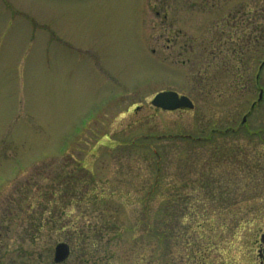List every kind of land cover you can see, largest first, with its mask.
<instances>
[{
	"label": "rangeland",
	"instance_id": "374dc122",
	"mask_svg": "<svg viewBox=\"0 0 264 264\" xmlns=\"http://www.w3.org/2000/svg\"><path fill=\"white\" fill-rule=\"evenodd\" d=\"M263 229L264 0H0V264H260Z\"/></svg>",
	"mask_w": 264,
	"mask_h": 264
},
{
	"label": "water",
	"instance_id": "95a60500",
	"mask_svg": "<svg viewBox=\"0 0 264 264\" xmlns=\"http://www.w3.org/2000/svg\"><path fill=\"white\" fill-rule=\"evenodd\" d=\"M151 104L162 110H176V109H191L193 107L192 101L185 95H179L175 91L163 90L153 95L150 100ZM264 255V247L261 250ZM69 255V246L66 242H60L55 245L53 250V262L58 263L64 261Z\"/></svg>",
	"mask_w": 264,
	"mask_h": 264
},
{
	"label": "trees",
	"instance_id": "16d2710c",
	"mask_svg": "<svg viewBox=\"0 0 264 264\" xmlns=\"http://www.w3.org/2000/svg\"><path fill=\"white\" fill-rule=\"evenodd\" d=\"M235 132H237V129H230V128H224V129L218 128L217 129V128H212L210 130V132H209V136H211V137L213 136L214 137V136H217V135H227L229 133H235ZM182 138L183 139H188V138L190 139L189 136H184ZM195 139H198V138L196 137ZM239 148H240V146H239ZM239 148H238V150H239ZM153 155L158 160L157 163L155 164L156 169H155V176H154V178H155V180H154V187H157V183H158L157 178H158V176H159V174L161 172L160 168L158 167L159 162H160L161 155L158 152H153ZM150 192L151 191H149L148 194H150ZM96 237H99V236H96ZM156 237L157 236H153V238H156Z\"/></svg>",
	"mask_w": 264,
	"mask_h": 264
},
{
	"label": "flooded vegetation",
	"instance_id": "af4514ba",
	"mask_svg": "<svg viewBox=\"0 0 264 264\" xmlns=\"http://www.w3.org/2000/svg\"><path fill=\"white\" fill-rule=\"evenodd\" d=\"M262 231L263 232L260 233L259 239H258V243L260 244L259 245L260 247H259V250H257L259 258L261 259L260 260V264H264V256L259 252L264 246V234H263L264 233V229Z\"/></svg>",
	"mask_w": 264,
	"mask_h": 264
}]
</instances>
